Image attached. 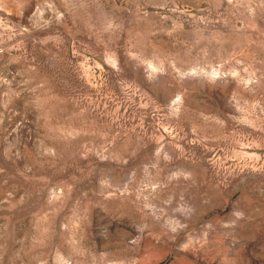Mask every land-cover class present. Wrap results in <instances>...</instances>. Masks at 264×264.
I'll return each instance as SVG.
<instances>
[{
  "label": "rangeland",
  "instance_id": "1",
  "mask_svg": "<svg viewBox=\"0 0 264 264\" xmlns=\"http://www.w3.org/2000/svg\"><path fill=\"white\" fill-rule=\"evenodd\" d=\"M0 264H264V0H0Z\"/></svg>",
  "mask_w": 264,
  "mask_h": 264
}]
</instances>
